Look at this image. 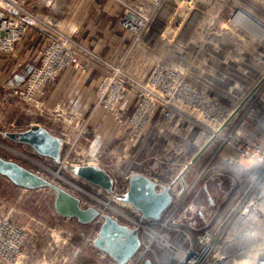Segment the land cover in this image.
<instances>
[{
	"label": "rangeland",
	"instance_id": "1",
	"mask_svg": "<svg viewBox=\"0 0 264 264\" xmlns=\"http://www.w3.org/2000/svg\"><path fill=\"white\" fill-rule=\"evenodd\" d=\"M236 12L261 25L264 0H186L155 9L150 31L143 32L134 45L127 33L128 45L118 58L104 57L73 33V40L91 54L78 50L70 67L80 73L95 69L98 74L91 89L94 101L85 115L71 113L64 106L52 109L44 104L40 108L38 104L43 101L36 97L25 100L13 95L6 83L21 61L16 49L5 56L11 73L0 70V124L17 134L41 128L51 139L38 149L18 138L0 136V160L37 179L34 183L19 182L0 168V207L26 228L31 237L29 246L37 242L44 244V250L50 240H55L56 264H63L60 256L66 260L64 264H144L146 260L152 264H187L181 254L189 253V259L199 253L204 245L201 238L210 231L218 257L210 264L220 259L233 262L236 242L229 236L235 222L248 216L247 207L264 187V161L241 157L230 143L239 136L241 141L264 147V29L259 31L247 20H238ZM55 21L61 28L70 23L66 17ZM31 30L24 44H40L42 49L48 37ZM166 69L180 70L184 82L204 97V107L192 110L184 99L169 98L165 93L168 81H147L153 73L164 76ZM105 77L123 85V98L112 109L105 104L112 88H107L104 96L98 95ZM208 100L221 106L223 113ZM147 101L154 104V110L135 115ZM166 102L171 103L170 116L164 113ZM242 120H247L244 129L238 125ZM198 133L202 140L195 143ZM230 155L232 165L226 164ZM198 158L201 161L196 163ZM241 160H246L249 171L234 187L229 181L219 187L209 180L215 168L233 170ZM87 166L107 176L109 190L71 168ZM134 174L155 183L156 192L168 188L171 201L158 218H142L139 209L120 199L129 192ZM204 182L208 192L202 189ZM181 188L178 198L174 190ZM61 193L75 201L79 210L94 211L95 216L83 220L61 212L57 206ZM107 216L137 231L139 247L126 263H119L95 245ZM145 226L166 237L168 244L147 234ZM63 241L67 244L62 245Z\"/></svg>",
	"mask_w": 264,
	"mask_h": 264
},
{
	"label": "built area",
	"instance_id": "2",
	"mask_svg": "<svg viewBox=\"0 0 264 264\" xmlns=\"http://www.w3.org/2000/svg\"><path fill=\"white\" fill-rule=\"evenodd\" d=\"M85 1L87 0H0V55L11 54L17 43L31 34V29L48 37L41 50L40 61L37 64L29 65L25 74L14 73L7 81L6 86L12 87L11 93L13 95L25 100L35 99L39 90L51 86L65 68L72 66L79 55L78 50L82 49L91 54L89 50L83 49L72 38L74 33L72 27L73 12L80 8L81 3ZM114 1L122 8V16L118 19V26L133 37L132 45H134L137 40L139 41V37L143 32L148 33L150 31L149 22L155 9L180 5L186 0ZM57 17H66L70 23L66 25L67 27L61 28L59 22L57 24V21H55ZM159 71L162 72V70ZM157 80L168 81L165 93L169 98L178 96L184 99L192 110L203 106L191 97L192 93L196 97H199L200 94L184 82L180 70L166 69L164 76L159 74L156 76L153 73L147 79L151 83ZM170 82H176L177 85L175 86ZM122 86L120 80L113 81L110 77H105L100 82L98 87L99 96H104L105 90L112 88V92L105 102L108 108L112 109L118 100L123 98ZM169 104L171 105L169 102L165 104L167 110L164 109V113L166 112V114L169 112ZM38 106L40 108L44 107V103L40 102ZM144 109L147 111H144ZM153 110L154 104L147 101L146 104L143 103V106L137 108L135 115L150 113ZM246 124L247 120L238 121L240 129H244ZM230 143L233 148L240 152L241 157L254 158L257 162L264 161V147L257 142L241 141L239 136H235ZM231 158L233 157L230 155L227 159ZM114 194L115 197L118 196L116 192ZM143 229L152 236L150 233L153 230L150 231L148 226L143 227ZM30 239L31 237L26 228L16 223L0 207V264H56L59 256L57 251L53 252L54 246H56L55 240H50L43 250L44 244L40 245L39 243L38 245L37 242H34L32 247L29 246L28 241ZM52 244L54 245L51 246ZM66 244L65 241L62 242V245ZM60 259L63 260V264L66 262L63 256H60Z\"/></svg>",
	"mask_w": 264,
	"mask_h": 264
},
{
	"label": "crops",
	"instance_id": "3",
	"mask_svg": "<svg viewBox=\"0 0 264 264\" xmlns=\"http://www.w3.org/2000/svg\"><path fill=\"white\" fill-rule=\"evenodd\" d=\"M121 15L122 8L114 0H87L73 12L72 27L76 37L86 44H90L98 53L103 54L106 58H118L122 50L127 47L129 39L127 32L117 25V20ZM42 41L44 42V39L41 40V43ZM24 42V40L18 42L15 47L21 64L17 66V69H13L11 77L14 73L25 74L29 65L37 64L40 61L42 50L40 44L38 47H28ZM5 56L7 55H0V70L6 69L11 73V69L7 67ZM96 72L97 70L90 69L87 73H80L70 67L65 70L56 83L39 90L36 98L42 100L47 107L52 109L64 106L71 113L88 114L94 101V92L91 89L98 80ZM7 74L6 72L4 77ZM5 80L6 78L2 83ZM192 133L196 134L193 128ZM195 136V143H199L202 140L201 133ZM200 161L201 158H198L196 163ZM214 170L213 174H210L209 180L215 181L219 187L225 181H229L232 188L241 182L244 175L248 173L249 167L246 160H241L236 169H228L226 172L219 171L217 168ZM202 189L205 192L209 191L207 182L203 183Z\"/></svg>",
	"mask_w": 264,
	"mask_h": 264
},
{
	"label": "bare ground",
	"instance_id": "4",
	"mask_svg": "<svg viewBox=\"0 0 264 264\" xmlns=\"http://www.w3.org/2000/svg\"><path fill=\"white\" fill-rule=\"evenodd\" d=\"M235 18H238V20L242 22L247 20V23L253 25L259 31H263L264 29L263 28L264 23H260L262 26L258 25L249 16H246L245 14H243V12L242 13L236 12ZM191 97L195 98L197 103H199L201 106L202 104L203 105L205 104V99L201 94L199 97H196L195 94L192 93ZM208 103H211V105L214 106L215 109L218 110V112L223 113L222 112L223 108L221 106L219 107V106L213 105L212 102H210V100H208ZM172 113H173V110H169V112H167L168 116H170ZM134 120L137 121L136 118ZM226 121L227 123L229 122L228 120H225V122ZM214 135L216 137L217 134L214 133ZM233 161H234L233 158L227 159L226 164L232 165ZM0 168L2 170L10 172L13 178H15L19 182L34 183L35 181H37L35 177L30 175L25 170H22L18 167H13L9 165V163L1 161V160H0ZM178 177L180 178L181 175H179ZM184 186L186 185L183 184V187ZM181 191H182V188L181 190H178V191L174 190V193L177 195L178 198H179V194ZM254 200H255L254 203L252 205L250 203L249 207H247L250 210V213L247 210L248 216L244 218H240L235 222L234 230L229 236V237H232L233 242H236L235 243L236 247L234 249L235 250L234 257L232 258L233 262L232 261H231L232 263H230V261L225 262L220 259V260H217L214 264H262L264 262V241H263L264 236H262L264 235L263 234V231H264V187L259 191V194L255 195ZM57 206L61 212L68 213V214L75 213V214H78L82 218H85V217L88 218L93 215V211L85 212V211H81L77 209L75 201H73L70 197H68L64 193L60 194L58 198ZM151 232L152 233L150 234L152 235L154 239L159 238V240L163 243V245L168 244V239L166 237L164 238V236H159L154 231H151ZM211 233L212 232L209 231L205 233L206 235L204 238L203 237L201 238V241L203 242L204 245L199 253H195L191 255L189 259L187 255L189 253H186V255L181 254V256L183 255V258L185 259L187 264H210L212 259L214 260L218 259V257H216L217 247L215 246L214 240L211 238L212 237ZM228 242L231 243V240H229ZM128 264H131V261H129Z\"/></svg>",
	"mask_w": 264,
	"mask_h": 264
},
{
	"label": "water",
	"instance_id": "5",
	"mask_svg": "<svg viewBox=\"0 0 264 264\" xmlns=\"http://www.w3.org/2000/svg\"><path fill=\"white\" fill-rule=\"evenodd\" d=\"M0 136H6L11 139L18 138V140L26 141L35 145L38 149H41L42 146L48 143V141L49 143L51 141V139H48L47 134L41 128H33L29 132L17 134L8 132L1 124ZM9 165L17 167L13 164ZM71 168L79 176L99 183L106 190L110 189L111 183L106 181L107 176L104 175L102 171H99L91 166ZM155 187V183L145 176L141 174H134L130 179L129 192L123 196H120V199L129 201L137 209H139L142 213V218H158L162 211L169 205L171 197L168 193V188L164 187L161 192H156ZM75 215L83 220L90 218H82L78 214ZM92 216H95L94 211ZM95 245L106 251L119 263H126L138 249L139 239L136 230L131 231L128 228L117 224V222L107 216L100 227L98 237L95 239ZM144 264L152 263L150 260H146Z\"/></svg>",
	"mask_w": 264,
	"mask_h": 264
}]
</instances>
